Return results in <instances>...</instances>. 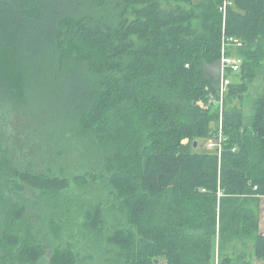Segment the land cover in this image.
I'll use <instances>...</instances> for the list:
<instances>
[{"label":"trees","instance_id":"16d2710c","mask_svg":"<svg viewBox=\"0 0 264 264\" xmlns=\"http://www.w3.org/2000/svg\"><path fill=\"white\" fill-rule=\"evenodd\" d=\"M224 42L242 63L220 108ZM258 79L264 0H0V264L48 249L49 264H264V87L245 112ZM22 114L42 142L60 132V156L81 139L96 196L64 165L20 164ZM220 129L221 153L201 151Z\"/></svg>","mask_w":264,"mask_h":264},{"label":"rangeland","instance_id":"374dc122","mask_svg":"<svg viewBox=\"0 0 264 264\" xmlns=\"http://www.w3.org/2000/svg\"><path fill=\"white\" fill-rule=\"evenodd\" d=\"M220 69H221V62L217 65L213 66L212 68H209V73L212 75V78L215 79V81L218 83L220 82ZM210 75V76H211ZM264 87V80L258 79L254 84V90L253 95L251 98L247 99L245 101V112L249 115L252 112V101L254 100V97L262 91ZM11 121L9 123V129H11V144L13 145L14 153L19 151V154L17 160L20 162V164L23 166L27 165L29 163V160L34 161V168L37 170H45L47 168H51L55 170V174L59 176H63L62 171L59 170V168L64 165L66 172L65 174H69L70 177H72L74 174H82L86 175L88 180L90 181L89 184H87L86 191L92 193L95 189L94 196L101 191V185L103 180H98V183L91 181V177L86 174V170L84 167H80V162L77 163L78 160L81 159V150L82 145L80 143L79 139L76 135H70L67 134L64 137L63 143H61V147H59V150H63L65 154L63 156H60L56 154L54 151L51 152V147H53V140L59 136V131L51 132L48 135L44 137V141L42 142V138L36 139V136L39 135V128H32V126L35 124V121L33 119H30L28 116L20 115L17 118ZM7 123V124H8ZM6 124V125H7ZM32 128V129H30ZM48 134V133H47ZM42 139V140H41ZM72 145V153H70L68 145ZM199 149L201 151H209L212 149V147H209L208 142H201L199 145ZM69 155L68 157L65 155ZM81 188L78 184L75 182L71 183V187L69 188L68 194L72 197L80 194ZM26 199L29 200V202H33L36 199V196L34 192L29 189L25 193ZM263 200V199H262ZM261 200V202H262ZM32 210H34V207H31ZM36 220V219H35ZM79 241L78 246L80 248L81 243L84 245H81V253L82 255H88L90 254L91 247L86 243L85 240ZM86 248V249H85ZM79 249V250H80ZM88 249V250H87ZM51 254L50 249L47 251V259L43 260L42 264H49L48 259ZM95 261V259H93ZM95 262H90L89 264H92Z\"/></svg>","mask_w":264,"mask_h":264},{"label":"built area","instance_id":"2783aa9c","mask_svg":"<svg viewBox=\"0 0 264 264\" xmlns=\"http://www.w3.org/2000/svg\"><path fill=\"white\" fill-rule=\"evenodd\" d=\"M226 6H227V3L223 6V11L224 12L226 11ZM235 42H236V45H241V42H239L238 40H235ZM226 45H228V44H226L224 42L223 51H222V58H221V61H220L221 62V69H220L221 78H220V82H219V84H220V95H221V100H220V103H219L220 104V108L223 107L224 95H225V93L227 91L228 85L231 83V77L228 74L227 69L230 67V68H232V70L234 72H238L240 70L241 63H242V59L240 57H236V56L232 57V58L227 57V55H226V51H227ZM221 114H222V112H221ZM221 119H222V117H221ZM222 142H223V133H222V130L220 129L219 136L217 138L210 139L208 141V145H209V147H212V149H215L219 153H221Z\"/></svg>","mask_w":264,"mask_h":264},{"label":"crops","instance_id":"0c3cea01","mask_svg":"<svg viewBox=\"0 0 264 264\" xmlns=\"http://www.w3.org/2000/svg\"><path fill=\"white\" fill-rule=\"evenodd\" d=\"M261 202V221H260V230L262 233H264V197L262 198ZM255 264H258L256 261Z\"/></svg>","mask_w":264,"mask_h":264},{"label":"water","instance_id":"95a60500","mask_svg":"<svg viewBox=\"0 0 264 264\" xmlns=\"http://www.w3.org/2000/svg\"><path fill=\"white\" fill-rule=\"evenodd\" d=\"M198 146V142H195V147H197ZM161 264H166V263H161Z\"/></svg>","mask_w":264,"mask_h":264}]
</instances>
